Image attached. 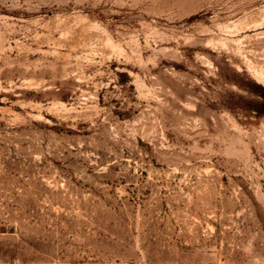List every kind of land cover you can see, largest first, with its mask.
<instances>
[{"label":"rangeland","instance_id":"rangeland-1","mask_svg":"<svg viewBox=\"0 0 264 264\" xmlns=\"http://www.w3.org/2000/svg\"><path fill=\"white\" fill-rule=\"evenodd\" d=\"M264 264V0H0V264Z\"/></svg>","mask_w":264,"mask_h":264},{"label":"built area","instance_id":"built-area-1","mask_svg":"<svg viewBox=\"0 0 264 264\" xmlns=\"http://www.w3.org/2000/svg\"><path fill=\"white\" fill-rule=\"evenodd\" d=\"M9 264H18V263H16V262H12V263H9Z\"/></svg>","mask_w":264,"mask_h":264}]
</instances>
